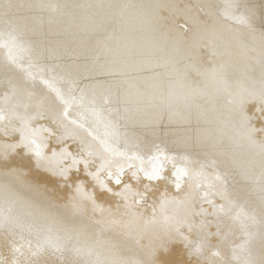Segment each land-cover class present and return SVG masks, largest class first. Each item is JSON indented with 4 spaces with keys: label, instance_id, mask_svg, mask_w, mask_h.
<instances>
[{
    "label": "bare ground",
    "instance_id": "6f19581e",
    "mask_svg": "<svg viewBox=\"0 0 264 264\" xmlns=\"http://www.w3.org/2000/svg\"><path fill=\"white\" fill-rule=\"evenodd\" d=\"M230 2L0 0V40L8 32L18 36L11 49L15 63L9 59V49L0 47V109L10 116L23 113L25 106L38 109L42 100L54 96L43 82L52 80L65 93L79 98L83 92L86 101L95 98L98 105L112 110L111 119L117 122L126 110L135 113L134 124L124 121L119 127L122 136L134 137L127 146L148 155L158 146L174 157L178 166L189 168L193 178L182 187L191 193L190 205H171L169 214L184 219L195 213L194 226L181 229L187 241L173 237L168 244L165 258L174 264H197L203 258L194 254L188 243L199 241L201 224L213 233L218 227L227 231L230 226L229 247L250 240L251 258L259 261L264 254V158L240 135L235 114L245 99L248 115L254 117L253 126L264 125L256 111L258 100L246 95L264 88L260 40L264 0H241L254 13L251 28L224 20V6ZM5 5L12 7L6 9ZM214 72L227 78V90ZM106 97L111 104L103 105ZM88 107L86 103L85 109L77 111H84L89 125L103 136L104 127L95 122ZM55 118V114H45L35 126L55 131ZM256 138L264 139V134L257 133ZM85 139L97 147L91 138ZM48 144L57 151L67 147L74 155L82 148L80 140L72 138L59 146L55 139H49ZM29 155H14L7 161L11 167L24 166L25 176L6 177L0 170V209L10 210L18 220L17 237L23 235L34 245L52 238L68 250L93 252L78 258L81 261L97 255L112 258L113 246L125 259H146L151 248L167 242L168 236L159 226L155 232L144 230V221L151 219L153 202L165 187L169 196L177 195L171 163L166 169L169 179L153 183L147 201L138 208L143 217L140 233L129 236L125 228L128 217L122 215L124 207L118 197L110 193L100 197L98 203L106 209L103 213L91 205L84 211L73 205L75 184L84 181L91 190V177L82 167L73 169L65 182L37 168ZM217 174L224 183L215 179ZM197 183L205 186L209 197H202ZM180 195L182 198L183 193ZM220 205L230 209V214H215ZM241 211L254 217V222H246V230L235 220ZM212 240L216 243L218 237ZM67 256L74 259L70 251Z\"/></svg>",
    "mask_w": 264,
    "mask_h": 264
},
{
    "label": "snow or ice",
    "instance_id": "6c2138e0",
    "mask_svg": "<svg viewBox=\"0 0 264 264\" xmlns=\"http://www.w3.org/2000/svg\"><path fill=\"white\" fill-rule=\"evenodd\" d=\"M11 7V5H5L6 9ZM123 7L133 6L125 5ZM224 8L223 18L225 21H232L251 28L254 13L241 0H232ZM17 40L18 36L13 32H8L6 38L0 40V47L9 49V59L13 63L16 62V58L12 56L11 49L16 46ZM260 40L262 63H264V31L260 33ZM213 74L219 78L225 90L230 87L227 78L222 73L214 72ZM43 82L54 93V96L51 100H42L38 109H30L25 106L23 113H14L11 116L0 109V141H2L0 143V170H2V174L6 177L10 175L25 176L24 166L11 167L7 163L10 157L24 153L30 154V161L34 158L37 168H44L53 175L60 176L65 182L73 169L79 171L82 167L91 177V190L85 187L84 181L75 184L72 197L73 205L81 211L91 205L94 211L99 209L103 213L106 209L98 203L100 197L105 193L118 197L124 207L122 215L128 217V223L125 225L126 233L131 236L134 233L139 234L141 231L139 223L143 217L138 211L139 206L147 201L153 183L160 184L169 179L166 169L167 165L171 163L174 169L171 173L172 184L177 190V195L169 196L165 187L157 200L153 202L151 219L144 221V230L155 232L156 226H159V230L168 236V240L151 248L146 259H125L121 250L113 246L111 248L112 258H102L97 255L95 259L81 261L78 258L92 256L93 252L79 248L68 250L62 243L52 238L38 241L34 245L31 240H25L23 235L17 237L15 229L20 227L18 220L11 215L10 210L0 209V229H3V232L0 233V264H174L165 258L169 252L168 244L172 242L173 237L187 241V237L183 235L181 229L187 227L191 230L194 226L193 216L195 213L184 219H177L169 214L171 205H190L191 193L184 192L182 187L193 178L189 168L178 166L175 163V158L167 156L158 146L155 153L151 155L141 154L138 150L133 151L131 147L127 146L129 141L134 140V137L122 136L119 127L124 125V121L134 124L137 119L135 113L126 110L125 115L120 117L117 122L111 119L112 110L98 105L95 98L86 101L83 92L77 98L70 92L65 93L61 88L56 87L52 80ZM246 95L251 99L258 100L259 107L256 108V111L264 118V88H261L259 93L248 92ZM246 102L245 99H241L235 113L239 122L240 135L251 146L257 147L261 157L264 158V139L257 140L256 138L257 133L264 134V125L259 128L253 126L254 117L248 115ZM86 103L90 105L86 110L91 112L97 124L104 127L103 136L98 135L96 128L89 125L84 111H77L85 109ZM111 103L110 98L103 99V105ZM74 111L76 118H73ZM106 111L107 115H105ZM31 112H35V115L30 114ZM45 114H55L56 118L53 121L55 131L42 125L35 126L38 119L43 118ZM85 137L91 138L97 147L94 149ZM67 138L80 140L82 148L79 153L74 155L67 147H60L59 151L49 147V139H55L59 146L61 142H66ZM53 161L56 162L55 165ZM97 162H99L98 166ZM197 175H202V173H197ZM215 179L224 183V178L219 174ZM141 186L143 190H140ZM114 188L119 190L114 191ZM196 188L203 190V198H207L211 194L208 190H204L205 186L202 183H197ZM181 193H183L182 198ZM208 202L212 203L211 200ZM157 209L159 210V220L157 219ZM230 212V209L220 205L215 214L228 215ZM249 219L254 222V217H248L247 213L243 211L236 213L235 220L242 230L247 229L246 222ZM113 222L115 223V221ZM199 232L198 242L195 244L191 241L188 242L192 252L203 257L197 261V264H264V254L259 261L251 258L250 240H245L235 247H229V236L232 232L230 226L227 231H221L218 227L217 232L213 233L207 231L206 224H201ZM246 234L250 236V233ZM212 237H218L216 243H213ZM213 249L216 250L213 251ZM69 251L74 259L68 258ZM241 253H245V255H241Z\"/></svg>",
    "mask_w": 264,
    "mask_h": 264
}]
</instances>
